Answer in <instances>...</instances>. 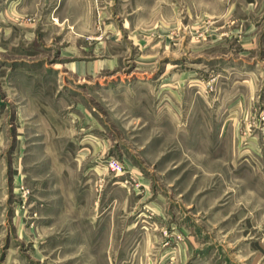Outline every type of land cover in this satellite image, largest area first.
I'll return each mask as SVG.
<instances>
[{
	"label": "rangeland",
	"instance_id": "obj_1",
	"mask_svg": "<svg viewBox=\"0 0 264 264\" xmlns=\"http://www.w3.org/2000/svg\"><path fill=\"white\" fill-rule=\"evenodd\" d=\"M0 264H264V0H0Z\"/></svg>",
	"mask_w": 264,
	"mask_h": 264
}]
</instances>
